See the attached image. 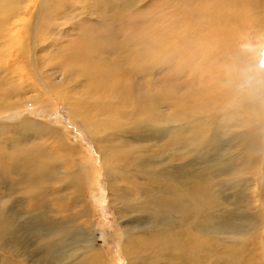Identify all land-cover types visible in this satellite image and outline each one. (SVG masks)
Listing matches in <instances>:
<instances>
[{
    "label": "bare ground",
    "instance_id": "1",
    "mask_svg": "<svg viewBox=\"0 0 264 264\" xmlns=\"http://www.w3.org/2000/svg\"><path fill=\"white\" fill-rule=\"evenodd\" d=\"M129 1L130 4H133L132 2L135 1L138 2V0H79L82 4L81 11L91 16L96 15V18H91L94 22H80V27H78L79 25L77 26L79 30L78 34L82 31L81 36L84 33L90 34L91 32L87 38L84 37L88 45L79 50L75 42H70L67 48L68 53L60 49L57 56L54 55L56 56V61L59 63L58 68L60 70L62 69V74L66 80L69 79L74 83H78L79 79H82L84 81V87L90 88L89 93L85 92L84 94L79 93L74 88H68L64 91L62 90L60 96L71 106V114L73 117L81 121L82 125L88 130L90 138L98 144L101 155L106 157L107 152L111 151L114 153L113 149H110L112 146L109 147L105 144H108V140H112L113 137L116 138L117 136L121 138L120 141L124 138L132 137L135 140H141V142L147 136V133H150L151 135L148 136H151L155 140H160L163 136H167L168 146L166 144L162 145L171 149H183L186 145L193 144L199 138L209 142L218 141L221 131L209 132L210 129H214L210 121H207L210 118L206 116L208 110H211L218 117L222 114L229 115L232 112H236L242 120V114L245 115V119L237 125L236 129L233 131L229 130V141L234 142V146L239 148L240 155L246 158L245 171L246 169H250V166L259 165L261 163L260 161L263 162L264 100H253L246 91L239 88L241 81L235 70L241 67H251L258 72L264 73V70L260 69V58L264 55V0H169L170 12L168 19H172L173 22L175 19L177 24V27L172 32L180 35L179 40H177L176 34L171 33L174 40L181 44L179 46L180 50L176 49L175 51L168 46L158 31L153 29H151L153 31H149L146 24L137 21L136 16L129 13ZM24 4L26 2L22 0H0V41L9 36L13 42L19 39L18 34L21 31L20 27L22 28L21 23L19 24L18 21L19 14L26 15L30 11L28 6L24 7ZM182 6H185L186 11H180L178 9ZM64 8L65 5L53 0V4L45 10L44 18L51 19L61 15ZM70 14V19H68L67 23L72 20V13ZM37 17L38 12L36 11L29 18L22 21L25 22V30L27 31L29 40L33 35H31V32ZM101 23L103 25L102 27L100 26L101 29H98L96 24L100 25ZM83 25L90 27L84 29ZM244 26H249V28L242 29ZM17 28L19 29L18 33ZM251 29L261 31L262 35L257 37L260 39L254 46L250 44V53L242 54L240 52L241 47L237 48V45H239L238 36L242 35L244 37V34L247 36L251 35ZM233 38H235L236 43L233 41ZM6 41H9L8 38L3 40V43H6ZM132 41H134L133 44ZM155 43L160 45L161 48ZM91 50L97 51L93 54V57H99L101 54L102 56H111V59L105 60L104 62H94L92 56L86 55L87 52L88 54H92L93 52H90ZM160 50H162V53ZM175 53L178 55L173 57ZM161 54L163 56L160 58ZM152 61H155L154 65L158 67L167 65L171 68V73L175 75L164 78L158 77L157 75L159 74H156V67L155 69H149L146 66L151 64ZM229 70L233 71L230 72ZM134 77L136 79L138 77V81ZM229 79L233 82L231 87L226 86V81ZM66 83H69V81ZM184 84H187L185 85L187 88L185 94L182 92ZM7 85L9 84L7 83ZM180 90L181 93H179ZM189 90H192L195 95L189 97ZM228 102H232L229 110L224 109L221 112V107ZM132 104L133 108L131 109L130 106ZM115 112H118L119 115L125 114L130 118L133 121L131 128L121 129L120 127L124 126L114 125L113 123L119 117L118 114L117 116H113ZM202 114L206 117H203L201 120L198 117ZM105 116L110 117L105 119ZM229 117L234 118V115L230 114ZM161 119H165L162 124ZM169 123L171 127H169ZM0 129H3V126H0ZM96 130H104L106 132L99 136ZM226 134L227 132L224 133V135ZM140 149L141 147H137V150ZM205 150V148L202 149L203 153L207 155ZM156 152L159 154L161 151L157 150ZM128 155L125 154L124 157ZM5 157L6 155L3 156L4 159ZM19 159L20 157L14 163L7 161L10 163V166L6 168L7 172H5L4 176H0V239L5 241V246L13 247L11 243L19 240L17 233L21 224L32 227L33 229H30L33 234L32 236L34 234L36 237L40 235L41 240H46L44 246L50 248L53 245L49 243V240L51 241L53 237L59 234L53 227V224H56L53 223L55 220L47 217L44 220L43 226L41 222L42 214H40V204H29L35 202L36 198L39 200L42 199L43 203L41 205L50 211V214H55L56 212L51 208L54 204L60 203L63 206L66 205L64 203L66 199L63 195L59 196V193L68 190V186H74L77 189L78 179L81 175L79 176L78 172L77 175H69L76 171L74 167H72L74 170L68 171L65 169V166L58 167L59 169H57L43 164L44 167H41L37 164V160L33 158H27L25 160ZM106 160L108 163H119L121 158H116V155L113 154L112 157L106 158ZM106 160L104 159V161ZM125 160H127L126 164L129 166L131 159ZM239 161H242V159ZM69 162L72 163L70 160ZM133 162L136 163V169L133 168V170L137 171L140 162L135 160ZM59 163H62V161ZM56 169L57 176H54L51 171L55 172ZM141 170H145L144 167ZM131 173L134 177L137 175L136 172ZM110 174L117 177V173L113 170ZM151 175L152 179L148 180L147 183L139 181L134 184L132 194L141 203L139 207L133 204L129 208L134 214H141V212L149 213L151 210L153 213L152 216H155V218H168L172 213H175L180 218L179 222L182 228L194 216L195 219L191 223L192 226L196 222H202L208 226L213 224L214 215H206L202 211L191 212L193 209L192 202H194V207L197 210L206 211V206L210 207L211 210L209 211L211 213L215 211L217 204L219 206L225 203V201L223 203L216 201V192L206 186L201 188L203 195L199 196L200 202L197 203L194 198V191L199 190V185L194 186L193 190V186L191 187L192 177H190L189 173L176 175L173 171L166 173L165 170L153 169ZM161 176L164 178H161ZM251 181L253 182V178ZM149 185H152V187H148ZM253 185L258 190L260 196L264 198V183L259 185L254 181ZM118 192L114 191V194L118 196ZM12 194L15 196L22 194V196H27L26 198L22 197L20 199V203L24 204L21 206L35 207L33 209L34 212L31 209L30 211H26L25 215L17 216L15 214L17 211L16 207L11 206L6 208V203L10 201ZM74 204L76 206L79 204V198L74 200ZM118 204V202H115V206L119 209ZM48 205H51V207L48 208ZM76 218L79 219V216H75L72 219L74 220ZM247 218L251 217L247 215ZM70 219L69 221H71ZM252 220L253 223H249V225L251 230L254 231L259 227L260 223L258 219ZM173 223L174 221L167 220L165 224L167 227H171ZM155 224L158 225L157 222ZM15 228L18 229L16 230ZM44 229L45 231H43ZM125 230L130 233L126 241L128 246L123 247L125 257H130L137 249L140 252H147L149 250L150 253L158 252L163 254L164 251L173 253L174 251L170 249L179 246L185 238V234L182 236L181 233L172 228L161 232L153 229V231L146 232L143 238L138 236L141 232ZM184 231H186L189 241H192L195 237L198 241H202L204 240L203 236L199 237V235L207 233V231L203 233L204 228L202 226H199L196 233H193L189 227H184ZM161 237L164 238L166 243H159L160 245H158L157 241ZM143 239H145L144 242L141 241ZM60 241L61 239L59 237L55 240V243ZM204 242L210 241L206 239ZM93 243L88 248H84L85 250L82 249V263L105 264L102 259L104 257L99 255V253L93 252V247H91ZM146 244L150 245L151 248L145 249L144 246ZM204 244L208 247L211 246V243L210 246L206 243ZM203 246L200 242L201 249ZM138 247L143 248L139 249ZM183 248L181 247L180 251ZM5 249L7 250V248ZM8 250H11L14 254L15 248ZM197 251H194L193 256L201 259L203 255ZM235 251L229 248L225 255L228 256V259H231L233 255H238ZM238 251L240 252V250ZM17 252L22 254L19 250ZM53 260L56 261L55 264H62L65 259L56 256ZM130 261L132 260L130 259ZM74 262L72 259L69 264H74ZM66 263L65 261L64 264ZM133 263L131 262V264Z\"/></svg>",
    "mask_w": 264,
    "mask_h": 264
},
{
    "label": "rangeland",
    "instance_id": "2",
    "mask_svg": "<svg viewBox=\"0 0 264 264\" xmlns=\"http://www.w3.org/2000/svg\"><path fill=\"white\" fill-rule=\"evenodd\" d=\"M22 1L26 2L24 7L28 6L30 11L26 15L19 14L18 21L22 26L18 34L19 39L13 42L9 36L0 41V126H3V129H0V176L3 177L5 172H7L6 168L10 166V163L18 160L19 157V160L33 158L37 160V164L41 167H44V164L45 166L49 165L57 169H59L58 167L65 166V169L68 171L75 169L76 171L69 175H77L79 173V176H81L78 179L77 189L74 186H68V190L59 193V196L63 195L66 199L64 202L66 205L63 206L60 203L54 204L53 207L48 205V208H53L56 212L55 214H50V211L41 205L43 203L42 199L41 201L36 198L35 202L29 204H40L43 226L44 220L47 217L55 220L53 223L56 224H53V227L56 232H59L58 235L60 236L56 235L51 241L49 240V243L53 245L50 247L51 249L44 246L46 240H41L40 235L36 237L34 234L32 236V227L20 224L17 233L19 240L11 243L13 247L5 246V241L0 239V264H55L56 261L53 259L56 256L65 259L62 264L65 261L67 262L66 264H69L72 259L75 261L74 264H83L82 251L85 250L84 248H88L92 242H94L91 245L93 252L102 255L104 257L102 258L103 263L105 264H131V262H134L133 264H224V261L226 262L225 264H228L229 261V264H264V212H262L264 211V198L260 196L258 190L253 185L254 181L259 185L264 183V161H260L261 163L256 165L257 167L250 166V169H246L245 171L246 158L240 155L239 148L234 146V142L229 141V130L233 131L236 129L237 125L245 119V115L242 114V120L236 112L230 113L234 115V118H230V114H222L218 117L213 111L208 110L206 116L210 119L207 121H210V124L214 127L209 132L221 131L218 141L209 142L199 138L193 144L186 145L183 149H171L162 145H167V136H163L160 140H155L151 136H148L151 135L150 133H147L142 142L132 137L124 138L120 141L121 138L117 136L116 138L113 137L112 140H108V144H105L109 147L112 146L110 149H113L114 153L109 151L106 157L102 156L98 149V144L90 138L88 130L82 125L81 121L73 117L71 106L60 96V92L68 88H74L82 94L88 92L90 88L84 87L82 79H79L78 83H74L69 79L66 80L62 74V69L58 68L59 63L55 59L60 49L68 53L67 48L70 42H75L79 50L88 45L85 38L91 32L90 34L84 33L81 36L82 31L78 34L79 30L77 26L80 22H94L91 18H96V15L91 16L81 11L82 4L79 0H55L65 5L63 13L51 19H45L44 12L53 4V0ZM136 2L130 4L129 1V13L135 15L137 21L146 24L149 31L151 29L158 31L168 46L173 48L174 51L176 49L180 50L179 46L181 44L177 43L172 37V34H176L172 32L177 27L176 21L175 19L174 22L172 19H168L170 12L169 0H138L139 3ZM135 5L137 6L135 7ZM185 6L178 9L186 11ZM36 11L38 12V17L33 24L31 32V35H33L29 40L27 31L25 30V22L22 21L29 18ZM70 13H72V20L67 23L68 19H70ZM102 25L103 23L100 25L96 24V27L98 26L97 28L101 29ZM89 27L83 25L84 29ZM248 28L249 26L242 27V29ZM254 30H250L251 35L247 36L244 34V37L242 35L238 36L239 45H235L238 46L237 48L241 47L240 52L242 54L250 53V44L254 46L260 39L257 37L262 35L261 31ZM18 32L19 29L17 28ZM38 34L42 35L39 36ZM179 37L180 35L177 33V40H179ZM7 38L9 41L3 43V40ZM37 38L38 40H36ZM233 41H235V38H233ZM133 43L134 41H132ZM155 44L158 45L157 43ZM235 45L234 47H236ZM158 46L161 48L160 45ZM9 52L10 54H8ZM90 52L93 53L88 54L87 52L86 55L93 57V54L97 51L91 50ZM160 52L162 53V50ZM69 54L71 55V53ZM177 55L175 53L173 57ZM162 56L161 54L160 58ZM93 58L94 62H104L105 60H110L111 56H102L100 54L99 57ZM154 63L155 61H152L151 64L146 66L149 69H155L156 67L155 70H157L156 74H159L157 75L158 77L164 78L175 75L171 73V68L167 65L158 67ZM123 69L127 70L126 68ZM260 69L264 70V55L260 58ZM134 79L136 78L134 77ZM136 80L138 81V77ZM68 81L69 83H66ZM185 85L187 84H184L183 88L186 90L182 89L184 94L187 91ZM179 93H181V90ZM191 95L195 94L192 90H189L188 96L190 97ZM231 103L228 102L222 106L221 112L224 109L229 110ZM130 108H133V104ZM3 110L5 111L2 112ZM117 114L119 116L116 120L117 123L114 122L113 124L124 126L120 127L121 129L131 128L133 121L125 114L119 115L118 112H115L113 116H117ZM206 116L202 114L198 118L202 120ZM109 117L105 116V119ZM164 120L161 119V124ZM169 127H171V124ZM224 131L227 132L226 135H224ZM96 132L100 136L106 131L96 130ZM137 147H141V149L137 150ZM203 148L206 149L205 153L207 152V155L203 153ZM157 150L161 152L158 154ZM111 153L112 155H116V158H121L119 163H108L106 158L112 157ZM125 154L129 155L124 157ZM4 155H6L5 159L3 158ZM125 159H131L129 166L126 164L127 160ZM240 159L242 161H239ZM133 160L140 162L137 171L133 170V168L136 169V163ZM61 161L62 163H59ZM142 167L145 170H141ZM57 169L55 172L51 171L54 176H57ZM153 169L165 170L166 173L173 171L176 175L189 173L190 177H192L191 187L193 186V190L194 186L199 185V190L194 191V198L197 203L200 202L199 196L203 195L201 188L204 186L210 187L216 192V201L220 203L225 201L223 205L218 206L217 204L215 211L212 213L209 211L211 208L208 206H206V211L197 210L194 207V202H192L193 209L191 212L202 211L206 215H214V220L212 219L213 224L208 226L202 222H196L192 226L191 223L194 222V216L183 225V228H191L193 233H196L199 226H202L204 228L203 233L206 231L207 233L200 234L199 237L203 236L204 240L198 241L195 237L192 241H189L186 231L183 232V228L179 222L180 218L175 213H172L168 218L156 217V219L155 216H152L151 210L149 213L141 212V214L131 212L129 208L133 204L138 207L141 205L140 201H137L132 194L134 184L139 181L147 183L148 180H151ZM112 170L117 173V177L110 174ZM131 172H136L137 175L134 177ZM161 178L164 177L161 176ZM252 178L253 182L251 181ZM148 187H152V185ZM114 191H119L118 196L114 194ZM22 195L15 196L12 194L10 201L6 203V208L11 206L16 207L17 211L15 214L17 216L25 215L26 211H30L31 209L33 211L35 208L21 206L24 204L20 203V199L25 197ZM75 197L79 198L77 206L74 204ZM251 199L253 200L251 201ZM115 202L119 203L120 210L115 206ZM244 205L245 207H243ZM247 215L251 218L253 216L252 219H258L260 223L259 227L254 231L251 230L249 225V223H253V220L247 218ZM75 216H79V219L73 220L72 218ZM69 218H71V221H69ZM167 220L174 221V225L171 224V227H167L165 224ZM156 222L158 225L155 224ZM171 228L181 233L182 236L185 234L183 242L179 246L170 249L174 251L173 253L166 251L163 254L158 252L150 253L149 250L147 252H140L137 249L132 254L134 257L136 256L135 258L132 255L125 257L123 254V247L128 246L126 241L130 235L125 229L141 232L138 236L143 238L146 232L153 231V229L161 232L163 230H170ZM249 232L251 233L249 234ZM59 237L61 241L58 242L59 244L55 243V240ZM206 239L210 242H204ZM144 240L141 241L144 242ZM163 240L164 238H159L157 241L158 245H160L159 243L165 244L166 242ZM200 242L202 246L204 245L202 249ZM204 243L209 246L211 243V246L208 247ZM181 247L184 248L180 251ZM11 248H15L14 254L11 250H8ZM138 248L141 249L143 247ZM144 248H151V246L146 244ZM229 248L236 250L235 252L238 255H233V258L228 259V256L225 254ZM18 250L22 254H19ZM194 251H197L203 257L201 259L195 258L193 256Z\"/></svg>",
    "mask_w": 264,
    "mask_h": 264
},
{
    "label": "clouds",
    "instance_id": "3",
    "mask_svg": "<svg viewBox=\"0 0 264 264\" xmlns=\"http://www.w3.org/2000/svg\"><path fill=\"white\" fill-rule=\"evenodd\" d=\"M230 72L233 70H229ZM238 73L241 83L239 88L246 91L253 100H264V73L258 72L251 67H241L235 70ZM231 79L226 81V86L231 87Z\"/></svg>",
    "mask_w": 264,
    "mask_h": 264
}]
</instances>
